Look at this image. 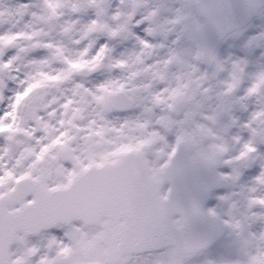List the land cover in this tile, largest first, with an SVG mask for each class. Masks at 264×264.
I'll use <instances>...</instances> for the list:
<instances>
[{"label":"snow or ice","instance_id":"snow-or-ice-1","mask_svg":"<svg viewBox=\"0 0 264 264\" xmlns=\"http://www.w3.org/2000/svg\"><path fill=\"white\" fill-rule=\"evenodd\" d=\"M0 264H264V0H0Z\"/></svg>","mask_w":264,"mask_h":264}]
</instances>
